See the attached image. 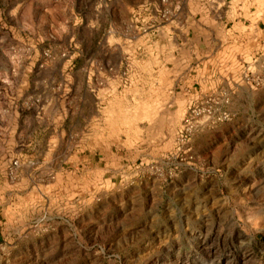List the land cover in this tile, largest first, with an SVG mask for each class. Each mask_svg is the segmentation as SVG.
Here are the masks:
<instances>
[{
	"label": "rangeland",
	"instance_id": "obj_1",
	"mask_svg": "<svg viewBox=\"0 0 264 264\" xmlns=\"http://www.w3.org/2000/svg\"><path fill=\"white\" fill-rule=\"evenodd\" d=\"M186 4L177 2L171 22ZM212 6L193 0L187 10ZM160 10L161 0H0V107L50 104L68 80L44 82L40 70L61 59H78L67 72H78L80 86L54 144V175L34 176L9 203L0 264H264V40L241 42L251 45L241 59L225 50L230 65L213 71L191 63L182 81L162 73L142 83L127 53L93 66L105 76L82 84L84 59L115 34L160 40L171 23L156 21ZM105 86V118L94 128L106 136V164L96 156L83 169L70 150L97 118L92 95ZM145 91L152 96L142 99Z\"/></svg>",
	"mask_w": 264,
	"mask_h": 264
},
{
	"label": "crops",
	"instance_id": "obj_2",
	"mask_svg": "<svg viewBox=\"0 0 264 264\" xmlns=\"http://www.w3.org/2000/svg\"><path fill=\"white\" fill-rule=\"evenodd\" d=\"M191 1L193 0H187L177 21L169 23V26L164 29V35L156 42L143 40L140 43L141 40H138L129 43L117 33L114 35L113 42L108 41L109 38L105 44L98 45V49L101 50L99 56H90L87 60L84 59L85 65L90 63V67L84 69L88 73L87 75L83 74V86L89 89L93 85L94 76L98 78L105 76V73L102 72L95 75L92 67L95 65L101 67L103 64L106 67L115 56L120 60L127 53L132 55L135 72L142 83H146L149 76H159L162 73L166 74L167 81H182L180 79L187 73L191 63H194L196 68L210 66L213 71L215 67L223 66L225 63L230 65V63L224 62L226 59L221 54L225 50L235 51L236 57L241 59L242 55L248 52V47L251 46L239 45L241 42L264 40L262 37L264 35V0H260V6L258 4L251 5L252 0H237L235 3L234 0H228L227 9L225 0H211L214 4L212 7L215 9L208 13L202 10L191 13L192 9L187 10ZM129 3L133 5L132 2ZM204 33H210L213 40L215 38L221 40L220 44L202 45L201 34ZM222 40L225 41L224 44ZM86 47V45H82V48L78 50L83 52ZM211 48L212 52H209ZM77 62L78 59H61L52 65L46 64L47 67L40 70V76L44 82L54 81L55 76L66 77L68 80L66 85H69V88L58 92V96L52 94L48 102L50 104L31 111L16 108L9 112L5 107H0V116L2 115V122H0V238L5 235L8 215H12L10 209L12 206L9 205L12 197L16 194L18 197H22L21 195L29 192L31 179L34 176L54 175V144L64 138L68 129L65 124L66 119H69L68 115L70 111L72 112L71 101L67 100L69 98L73 100L76 97L73 95H76L80 88L79 82L76 80L78 72L72 69L77 65ZM69 66L72 68L70 72H67ZM176 72L178 73L176 74ZM194 72L196 75L200 74V71L194 70ZM151 80L153 81V79ZM106 89V86L100 87L94 94L92 93V108H94L97 118L93 117L90 121L85 119L88 122H86V130L81 132V144L76 145L79 147L78 149L70 150V160L77 164L82 162L83 169L86 168L84 162L95 161L96 156L100 157L102 149L106 146L104 138L106 136L104 135L102 138L101 133H95L94 128L101 118H105L103 109L106 106L101 103L106 97V91H104ZM148 92H142L141 98L143 99L145 94L152 96V93L148 94ZM135 100L136 96L130 97V101ZM67 105L71 107H67ZM82 111V109L76 108L79 116ZM54 132L58 133L57 138H54ZM55 140L56 142H54ZM93 146H96L95 151L92 149ZM82 151H86V153L82 154ZM16 158L22 162L18 173V182L10 180L8 175L12 161ZM100 159L104 160V164H106L107 157H100ZM110 159L112 161V156ZM29 161H33L35 164L31 165ZM99 169L102 170V168Z\"/></svg>",
	"mask_w": 264,
	"mask_h": 264
},
{
	"label": "built area",
	"instance_id": "obj_3",
	"mask_svg": "<svg viewBox=\"0 0 264 264\" xmlns=\"http://www.w3.org/2000/svg\"><path fill=\"white\" fill-rule=\"evenodd\" d=\"M180 0H161V4L163 5V10H160V13L157 14L156 21L167 24L171 22V19L176 15L175 11H177L176 4ZM31 165L35 164L33 161H29ZM22 166V162L20 159L16 158L12 161V165L9 168L8 175L10 178L18 177L19 169Z\"/></svg>",
	"mask_w": 264,
	"mask_h": 264
}]
</instances>
